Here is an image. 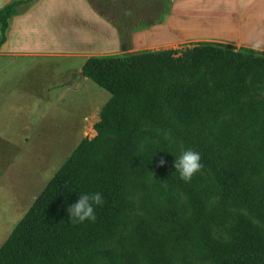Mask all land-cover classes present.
<instances>
[{
  "label": "trees",
  "instance_id": "16d2710c",
  "mask_svg": "<svg viewBox=\"0 0 264 264\" xmlns=\"http://www.w3.org/2000/svg\"><path fill=\"white\" fill-rule=\"evenodd\" d=\"M32 1L0 9V47ZM115 27L129 46L133 31ZM81 72L110 96L95 135L13 227L0 264H264V52L200 42L91 56ZM189 149L202 167L184 182L173 164ZM94 192L95 221L72 223L67 209Z\"/></svg>",
  "mask_w": 264,
  "mask_h": 264
},
{
  "label": "rangeland",
  "instance_id": "374dc122",
  "mask_svg": "<svg viewBox=\"0 0 264 264\" xmlns=\"http://www.w3.org/2000/svg\"><path fill=\"white\" fill-rule=\"evenodd\" d=\"M47 1L33 0L22 13L23 4L17 8L10 33L24 32L33 40H12L7 50L71 52L84 46L86 50H94L96 42L88 44L77 39L68 40V35L75 32L72 22L75 21L74 26L79 29L85 25L84 11L76 4L77 0H57L52 10L49 8L51 3ZM87 1L97 13L121 29L127 26L135 31L157 22L168 0ZM234 2L178 0L171 21L181 28L175 29L171 36L159 39V42L171 40L170 43L160 45L152 39L146 40L142 33L137 32L135 47H122L120 44V50L112 55L160 50L181 52L197 43L210 41L172 40L231 36L233 33L227 24V15L232 13ZM68 11L73 13V20H68ZM18 23L22 26L17 29ZM24 27L26 30H22ZM143 45H146L144 49L136 47ZM78 63L77 60L63 58L0 59V246L78 142L83 138L92 139L95 135L93 125L99 120V111L108 101L109 94L88 78L77 80L69 90L59 86L66 76L67 81L72 80V75H68L72 70L75 69L73 73L78 70ZM138 197L136 195L135 200ZM180 201L184 202V199ZM130 218L132 216L126 219L127 228L133 220ZM166 253L179 263L184 255L179 247H168Z\"/></svg>",
  "mask_w": 264,
  "mask_h": 264
},
{
  "label": "crops",
  "instance_id": "0c3cea01",
  "mask_svg": "<svg viewBox=\"0 0 264 264\" xmlns=\"http://www.w3.org/2000/svg\"><path fill=\"white\" fill-rule=\"evenodd\" d=\"M178 0H168L165 10L162 12L161 17H158L157 22L152 24H146V26L133 31L131 37V47L134 46L135 33H142L146 40L157 41L160 45L170 43V41L159 42V39L171 36L175 29L181 28V25H177L172 22L171 17L175 14V6ZM11 0H0V9ZM51 4H49V3ZM50 9H55L57 0H48ZM53 3V4H52ZM76 4H79L84 11V27L76 28L74 22H72L74 34L68 35V40H78L83 43L96 42L94 50H86L84 47L73 50L71 52H50V51H38V50H7L9 43L12 40L20 39L19 41H28L30 35L19 33H10L12 24L14 22L15 15L9 19L8 30L6 34V40L0 47V59L5 61L14 59H41V58H63L70 60H77L78 70H72V80L67 81V76L62 80L59 85L62 89H71L77 80L84 79L82 77L81 69L85 60L93 55L92 53H100L102 55H112L120 50V41L118 37V30L115 24L111 22L107 17L97 13L87 0H77ZM73 11V9H72ZM22 13V11L20 10ZM54 12V11H53ZM74 12V11H73ZM57 16V13H55ZM180 17L184 15L179 14ZM223 16V15H222ZM68 20H73V13L67 14ZM212 17H214L212 15ZM21 21V20H20ZM19 21V22H20ZM181 21V20H180ZM227 24L231 27V36L213 37V36H195V37H183L172 41L187 42L192 40L210 41L212 43H219L233 46L237 49L245 48L252 49L259 52H264V0H235L232 13L227 15ZM88 25V26H87ZM22 24L18 23V27ZM87 28V29H85ZM22 30H26L25 27ZM13 34V35H11ZM33 36V35H32ZM161 41V40H160ZM147 43L146 45H148ZM146 45L136 46L144 49ZM135 47V46H134ZM48 96V95H47ZM47 98V97H46Z\"/></svg>",
  "mask_w": 264,
  "mask_h": 264
},
{
  "label": "clouds",
  "instance_id": "9594fccd",
  "mask_svg": "<svg viewBox=\"0 0 264 264\" xmlns=\"http://www.w3.org/2000/svg\"><path fill=\"white\" fill-rule=\"evenodd\" d=\"M201 156L198 152L191 149L185 150L175 160L173 167L179 173V179L189 182L193 175L197 173L202 165L200 163ZM164 161L161 160L158 166H162ZM104 199L99 192L83 193L68 209V215L72 223H83L84 221H95L94 206L103 205Z\"/></svg>",
  "mask_w": 264,
  "mask_h": 264
},
{
  "label": "water",
  "instance_id": "95a60500",
  "mask_svg": "<svg viewBox=\"0 0 264 264\" xmlns=\"http://www.w3.org/2000/svg\"><path fill=\"white\" fill-rule=\"evenodd\" d=\"M81 76L84 77L83 74H81Z\"/></svg>",
  "mask_w": 264,
  "mask_h": 264
}]
</instances>
